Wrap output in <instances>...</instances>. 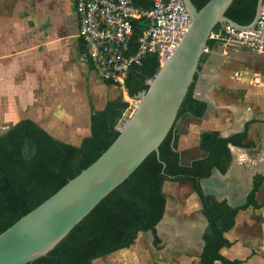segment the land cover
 <instances>
[{
  "label": "crops",
  "instance_id": "crops-1",
  "mask_svg": "<svg viewBox=\"0 0 264 264\" xmlns=\"http://www.w3.org/2000/svg\"><path fill=\"white\" fill-rule=\"evenodd\" d=\"M70 23L73 33L68 29ZM76 30L70 0H0V110H10L6 116L16 120L12 124L29 119L54 139L72 146H78L89 135L90 108L102 109L99 100L109 97L113 87L101 83L84 62ZM71 40L75 41L73 50L68 45ZM215 51L218 50L205 54L191 90L192 98L203 102L205 110L199 117L184 113L175 120L173 151L178 155V164L188 166L205 157L198 146L202 132L216 131L226 138L245 130L243 146H229L232 159L226 172L213 171L209 178L199 182L204 194L234 208L244 205L253 178L264 176V105L261 110H221L220 99L202 73L203 65ZM74 55L80 57L87 72L95 74V79L88 77ZM161 191L165 208L156 231L171 210L187 219L188 230L182 232L181 223L174 222L170 233L181 234L182 243L194 241L197 233L200 238L206 223L190 185L166 181ZM252 200L255 205L239 210L232 227L223 234L229 247L218 251L223 258L239 264H264V177ZM173 201H176L174 209ZM198 218L204 222V229L200 231L195 220ZM144 234L149 232L138 233L128 248L94 259L90 264H105L103 261L107 259L129 256V250ZM201 246L202 241L195 264H198ZM188 255L182 256L186 260L182 264L190 263L186 259ZM213 264L221 263L214 261Z\"/></svg>",
  "mask_w": 264,
  "mask_h": 264
},
{
  "label": "trees",
  "instance_id": "trees-1",
  "mask_svg": "<svg viewBox=\"0 0 264 264\" xmlns=\"http://www.w3.org/2000/svg\"><path fill=\"white\" fill-rule=\"evenodd\" d=\"M208 0H191L198 10ZM143 2L146 0H134ZM257 0H233L224 16L234 24L250 21ZM219 24L213 28L215 31ZM144 27V20L134 24L131 47ZM208 40L205 47L211 48ZM202 54L200 64L204 61ZM159 62L155 55H145L139 67L132 69L123 84L130 99H139L151 77L156 73ZM193 83L183 98L175 120L184 113L199 117L205 104L192 98ZM112 86L109 83H103ZM129 107L120 98L108 100L100 110L90 108L89 135L82 138L78 146L54 139L36 123L21 119L0 135V233L21 216L25 215L68 180L85 169L111 144L118 132L114 129L116 119ZM245 130L222 138L216 131L202 132L198 146L205 157L188 166L178 164V155L173 151L172 127L158 147V159L150 153L140 165L118 187L105 196L50 252L29 264H90L131 246L138 233L149 232L155 249L160 242L156 225L162 219L165 196L162 184L168 182L188 183L200 206L206 227L200 240L202 246L197 256L198 264H239L223 258L219 249L229 247L224 238L233 225L239 210L255 205L253 194L264 176H255L252 189L244 205L230 207L225 201H216L204 194L200 180L207 179L213 171L224 174L231 162L229 146L242 147ZM163 165V170H162Z\"/></svg>",
  "mask_w": 264,
  "mask_h": 264
},
{
  "label": "water",
  "instance_id": "water-1",
  "mask_svg": "<svg viewBox=\"0 0 264 264\" xmlns=\"http://www.w3.org/2000/svg\"><path fill=\"white\" fill-rule=\"evenodd\" d=\"M190 24L173 52L159 64L147 89L111 144L85 169L0 233V264H29L50 252L105 196L118 187L158 147L175 122L209 33L218 24L247 30L257 21L261 0L246 24L224 13L233 0H208L196 10L182 0ZM131 109V108H130ZM12 124L0 130V135ZM163 170V165H162Z\"/></svg>",
  "mask_w": 264,
  "mask_h": 264
},
{
  "label": "built area",
  "instance_id": "built-area-1",
  "mask_svg": "<svg viewBox=\"0 0 264 264\" xmlns=\"http://www.w3.org/2000/svg\"><path fill=\"white\" fill-rule=\"evenodd\" d=\"M76 18L75 37L86 65L101 83H109L120 90L128 73L140 66L145 55L153 54L159 64L175 49L190 24V17L182 0H70ZM144 20L134 47L131 40L134 24ZM203 54L230 47L236 50L264 53V0L256 23L247 30L219 24L211 31ZM250 85L264 90V71L249 80Z\"/></svg>",
  "mask_w": 264,
  "mask_h": 264
},
{
  "label": "rangeland",
  "instance_id": "rangeland-1",
  "mask_svg": "<svg viewBox=\"0 0 264 264\" xmlns=\"http://www.w3.org/2000/svg\"><path fill=\"white\" fill-rule=\"evenodd\" d=\"M68 29L71 33L74 32L71 23L68 25ZM68 45L70 46L69 49L73 50L75 41L71 40ZM75 58L81 64L79 60L80 57L74 55V59ZM81 69L85 71L88 77L95 79V74L93 72H87L83 65ZM261 71H264V55L226 47L211 54L209 61L203 65L202 73L204 76L208 77L209 86L220 99L221 110H261L264 105V92L260 89V86L252 87L249 86L250 84L248 82L251 76L257 75ZM235 76L238 79H236ZM123 94L119 88L112 87L109 97L104 96L99 100V106L102 107L106 100L115 98H120L129 104V107L116 119L114 125L116 131L122 126L137 105L136 99L128 98L125 91ZM9 111L10 110H0V130L16 121L6 116ZM175 203L176 201L172 202L173 209L176 207ZM195 220L197 228L200 231L204 227V222L199 218ZM174 222L181 223L182 232L188 230V228H186L187 219L177 215V213L174 214L171 210L168 211L167 217L163 220L157 232L160 241L157 247H159L160 250H155L151 244L150 235L144 234L139 236L140 239L138 238L136 245L129 250L131 252L129 256L122 257L120 260L119 258L107 259L103 261V263L182 264L186 261L182 256L189 254L186 256L188 257L186 259L189 260V264H195V255L201 244L198 233L194 237V241L182 243L179 241V235L181 236V234H177L174 231L170 233V229Z\"/></svg>",
  "mask_w": 264,
  "mask_h": 264
}]
</instances>
